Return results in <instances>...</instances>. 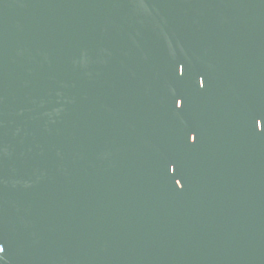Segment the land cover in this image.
<instances>
[{"label": "water", "instance_id": "95a60500", "mask_svg": "<svg viewBox=\"0 0 264 264\" xmlns=\"http://www.w3.org/2000/svg\"><path fill=\"white\" fill-rule=\"evenodd\" d=\"M0 264H264V0H0Z\"/></svg>", "mask_w": 264, "mask_h": 264}, {"label": "snow or ice", "instance_id": "6c2138e0", "mask_svg": "<svg viewBox=\"0 0 264 264\" xmlns=\"http://www.w3.org/2000/svg\"><path fill=\"white\" fill-rule=\"evenodd\" d=\"M0 251H2V249H0Z\"/></svg>", "mask_w": 264, "mask_h": 264}]
</instances>
